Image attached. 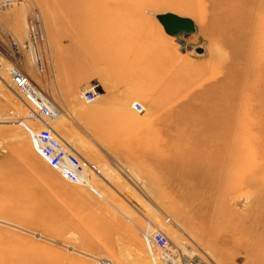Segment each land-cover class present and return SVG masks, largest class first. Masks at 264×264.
I'll use <instances>...</instances> for the list:
<instances>
[{
	"label": "rangeland",
	"instance_id": "374dc122",
	"mask_svg": "<svg viewBox=\"0 0 264 264\" xmlns=\"http://www.w3.org/2000/svg\"><path fill=\"white\" fill-rule=\"evenodd\" d=\"M4 1L2 76L13 62L32 77L88 165L83 183L64 179L39 152L41 122L20 119L0 81V117L12 116L0 121V264H166L148 251L146 218L214 264H264V0ZM162 12L193 29L168 33ZM38 15L36 66L9 44H27ZM201 112L204 137L162 134Z\"/></svg>",
	"mask_w": 264,
	"mask_h": 264
},
{
	"label": "built area",
	"instance_id": "2783aa9c",
	"mask_svg": "<svg viewBox=\"0 0 264 264\" xmlns=\"http://www.w3.org/2000/svg\"><path fill=\"white\" fill-rule=\"evenodd\" d=\"M41 25V20L38 15L34 19V22L27 27V44L25 42L20 43L17 40H12L10 42L9 49L14 53L17 60L20 61L21 59L20 52L22 47H28L31 52L33 63L36 66L41 64L40 54L33 50V48L37 50L35 35L36 32L40 30ZM33 35L34 37L30 42V37ZM2 50L3 48L0 45V60L1 58H7L2 54ZM0 66L3 67V63L0 62ZM5 71L8 78L5 79L0 71V81L19 97L26 108L25 114L21 117L19 116V118L32 119V117H35L38 120H43L44 123H48L46 119L56 115L57 111H54L47 102L42 99L40 93L41 89L38 84L28 73L17 64H13V62L6 65ZM83 96L86 100H91L94 97L93 91L87 89L84 91ZM132 106L137 111L143 110V105L138 100H134ZM34 139L40 154L51 166L59 171L64 179L75 183H83L79 181H84L86 179L82 172L85 166L88 165L87 161L83 159L70 144L66 143L57 135V132L52 127L42 125L34 132ZM88 167L91 168V166ZM141 233L154 262L156 257L151 253V246L157 249L159 254V256H157L166 264H214L193 251L190 253L191 249L183 248L175 243L162 229L147 218L144 228L141 229ZM185 247L189 246L186 245Z\"/></svg>",
	"mask_w": 264,
	"mask_h": 264
},
{
	"label": "bare ground",
	"instance_id": "6f19581e",
	"mask_svg": "<svg viewBox=\"0 0 264 264\" xmlns=\"http://www.w3.org/2000/svg\"><path fill=\"white\" fill-rule=\"evenodd\" d=\"M124 1H126V2H131V0H93V2L90 4V8H92L94 5H95V7H104V8H107V7H109V6H112L111 4H114V5H116L117 4V6L119 5V2H121L120 3V8H122V9H129V8H131V7H133V5L134 4H130V7H128V8H126V6H123L122 4H124V3H122V2H124ZM225 2H227L225 5H221V4H219L218 5V7H217V9L218 8H226L227 7V5H228V1L229 0H224ZM11 3H13V0H5L1 5L3 6H6V5H9V4H11ZM12 5V4H11ZM126 5V4H125ZM129 5V4H128ZM116 6V7H117ZM87 7V6H86ZM118 7V8H119ZM115 9V8H114ZM73 12V11H72ZM225 18H226V16H225ZM223 22H225V20L223 19ZM0 62L1 63H3V60H2V58H1V60H0ZM19 62H21L22 63V61H19ZM4 64V63H3ZM2 68V66H0V69ZM227 80H228V76H227ZM40 93H41V97H42V99L45 101V102H47V104L54 110V111H57V114L59 113V109L53 104V102H51V100L44 94V92H43V90L42 91H40ZM202 113L203 112H201L200 114H201V118H200V121H201V123H200V125L198 126V125H196L197 123H194V121L191 123V125H189V124H187L186 126H188V127H186L185 129H190L189 131H187V130H184V129H182V130H180L181 129V126H178V125H184L185 123H188V121H190L191 122V120L193 119V117H187V119L186 120H184V121H178L177 123H178V125H176V123L173 125V126H171V127H169V128H164L165 129V131H164V133H162L163 135H165V137H167V138H169V139H172V141L173 140H175V142H176V140H178V139H184L186 142H188L187 140H193V139H197V138H202V137H204L206 134L204 133V126H202ZM57 114L56 115H53V116H50V117H48L46 120L48 121V123L46 122V123H44L43 122V120H38L37 118H33L32 117V119L31 120H38L39 122H41V124L42 125H45V126H48V127H52V124L50 123L51 122V120H53V119H55L56 117H57ZM10 117H12V116H7V117H0V121H7V120H9V118ZM14 118V117H13ZM177 126V128H175ZM180 127V128H179ZM53 128V127H52ZM54 129V128H53ZM55 130V129H54ZM56 131V130H55ZM57 132V131H56ZM202 132V133H201ZM57 135H59L58 133H57ZM152 135H155V137L157 136V132L156 133H153ZM60 136V135H59ZM66 143H68V144H70L74 149H75V147L67 140V139H65L63 136H60ZM164 137V138H165ZM164 138H163V140H164ZM170 141V140H169ZM184 141V143H182V144H185L186 142ZM163 142H165V141H163ZM174 142V141H173ZM172 142V143H173ZM177 143V142H176ZM178 143H181V141L179 142V140H178ZM177 143V145L178 146H180L179 144ZM170 144H171V142H169V144H168V146H167V148L170 146ZM174 144V143H173ZM186 145V144H185ZM184 145V146H185ZM176 145H174V147H175ZM178 146H176L177 148H178ZM183 146V145H182ZM171 147H173V145L171 146ZM173 147V148H174ZM183 148V147H182ZM185 148V147H184ZM76 150V149H75ZM168 150V149H167ZM170 150V149H169ZM172 150V151H171ZM171 152H173V151H178V150H175V149H172L171 148ZM185 150H186V148H185ZM77 152V151H76ZM78 153V152H77ZM176 153H179V152H176ZM186 157V156H185ZM195 160V159H194ZM200 160V159H199ZM196 161V160H195ZM183 163V162H182ZM187 163V162H186ZM190 163V162H189ZM194 163H196V162H194ZM184 164V163H183ZM186 165V164H185ZM178 169V168H177ZM185 169V168H184ZM189 170H190V168H189ZM195 170V169H194ZM82 174L85 176V170L82 172ZM79 181V180H78ZM85 181V180H84ZM71 182V181H70ZM79 182H82V181H79ZM73 183H75V182H73ZM155 224V223H154ZM158 226V225H157ZM159 227V226H158ZM160 228V227H159ZM189 247H183V248H189V249H191V251H190V253L193 251L194 252V249L190 246V245H188ZM215 264H218V263H215Z\"/></svg>",
	"mask_w": 264,
	"mask_h": 264
},
{
	"label": "water",
	"instance_id": "95a60500",
	"mask_svg": "<svg viewBox=\"0 0 264 264\" xmlns=\"http://www.w3.org/2000/svg\"><path fill=\"white\" fill-rule=\"evenodd\" d=\"M157 17L162 22L164 29L170 34L191 31L193 29V23L189 17L181 16L172 12L158 13ZM180 42H182V40H180Z\"/></svg>",
	"mask_w": 264,
	"mask_h": 264
}]
</instances>
